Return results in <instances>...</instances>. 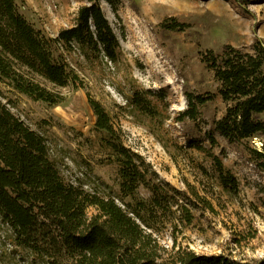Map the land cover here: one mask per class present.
<instances>
[{
    "label": "rangeland",
    "instance_id": "374dc122",
    "mask_svg": "<svg viewBox=\"0 0 264 264\" xmlns=\"http://www.w3.org/2000/svg\"><path fill=\"white\" fill-rule=\"evenodd\" d=\"M97 1L119 43L118 61L87 60L77 50L59 48L82 80L81 88L61 89L63 103L50 107L0 81V100L44 138L66 184L116 198L118 165L103 144L105 134L94 128L89 95L108 113L124 146L176 190L179 201L192 203L191 223L165 225L156 233L159 244L258 264L264 258V173L250 162L247 148L263 151L264 133L229 144L214 131L227 104L200 58L208 49L221 54L224 45L252 53L254 39L264 43V0ZM89 2L16 0L19 12L49 38L74 26L78 10ZM170 19L176 29L168 28ZM133 92L149 100L154 117L136 109ZM198 96L205 100L202 105ZM259 119L264 121V114ZM212 155L235 178V192L221 186ZM138 193L150 197L143 187ZM96 213L87 209L89 217ZM0 264L40 262L16 247L0 225Z\"/></svg>",
    "mask_w": 264,
    "mask_h": 264
},
{
    "label": "trees",
    "instance_id": "16d2710c",
    "mask_svg": "<svg viewBox=\"0 0 264 264\" xmlns=\"http://www.w3.org/2000/svg\"><path fill=\"white\" fill-rule=\"evenodd\" d=\"M169 21L168 28L176 29L174 20ZM59 48L67 53L77 50L87 60L102 56L113 64L118 61L119 43L97 0L81 7L74 26L54 38L28 22L16 0H0L1 82L47 106L63 103L60 90L81 88L82 80ZM251 49L249 53L224 45L221 54L211 49L201 53V62L212 71L218 95L227 104L214 131L229 144L264 133L259 119L264 114V43L254 39ZM195 100L205 102L199 96ZM87 102L94 128L105 134L103 144L118 165L116 198L66 184L48 157L44 138L0 100V225L10 232L13 244L40 264H241L223 254L198 255L159 244L156 233L165 225L191 223L192 203L179 201L177 191L124 146L98 101L88 95ZM131 102L142 114L156 115L138 92H133ZM247 153L264 173V148H247ZM211 159L223 189L235 192V178L217 156ZM141 187L149 198L139 195ZM89 207L97 211L90 217ZM258 264H264V258Z\"/></svg>",
    "mask_w": 264,
    "mask_h": 264
}]
</instances>
